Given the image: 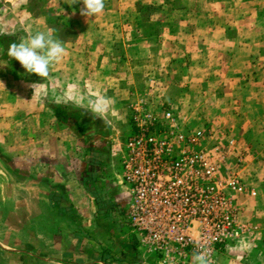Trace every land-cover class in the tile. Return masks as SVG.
Returning <instances> with one entry per match:
<instances>
[{"label":"crops","instance_id":"1","mask_svg":"<svg viewBox=\"0 0 264 264\" xmlns=\"http://www.w3.org/2000/svg\"><path fill=\"white\" fill-rule=\"evenodd\" d=\"M141 1L105 0L101 14L85 17L81 15L82 2L70 6V0H0L1 174L3 177L6 174L21 177V180H13L21 193L17 189L13 193L24 198L32 196L35 204L40 194L48 190L51 203L65 200L69 201V207L81 206L92 210L94 202L84 187L86 163L79 153L82 137L74 133L70 123L68 126L58 121L51 107L69 105L92 114L88 100L103 96L110 98V107L101 117L111 118L115 109L120 111L126 105L128 108L136 98L138 82L146 85L151 73L162 75L167 72L164 65L171 62L170 52L163 54L161 51L158 58L151 54L150 60L144 55L138 57L146 48L144 44H148L153 25L155 32L161 33L155 46L168 49L169 43L165 44L164 38L169 41L166 34L171 33V26L167 25L169 20H164L165 17L178 14V17L186 19L193 16L197 18L195 23L202 17L244 18L241 23L237 22L243 26V36L225 44L224 48L234 50L233 62L237 59L236 63L240 62L239 57H242L243 66L259 72L254 75L257 85L248 90L249 104L242 111L249 115L243 118L247 122L241 127L252 131L254 145L258 146L257 154L253 158L248 157L245 170L246 175L252 178H248L251 187L258 194V209L252 208L248 202L243 212L249 210L261 226L256 234L244 232L228 247L217 250L211 264H264V42L252 41L264 35V0H176L178 6L172 5L175 0H153L168 8L161 18L156 13H139L137 4L141 5ZM143 17L149 19L144 20ZM248 18H257V24L251 27L246 22ZM49 29L63 41L67 55L60 63L54 64L49 77L43 79L27 73L18 61L14 64V58L7 55L5 38L19 43L38 31L47 32ZM138 30L145 34L144 39L135 37ZM69 33L75 34V39L69 38ZM161 92L169 102L179 103V93L173 85L161 87ZM77 99L81 102H75ZM2 183L3 180L0 181V209L8 210L11 205L20 207L22 202L17 197L11 204L10 190H7V184ZM84 216L86 214L81 215ZM25 224L8 215L1 219L0 255L14 257L17 263L13 264H26L31 259L37 260L40 255L36 250L28 254L18 249L10 251L9 247H15L16 242L25 245L31 241L35 249H41V238L36 234V228L31 235L29 229L24 228ZM246 236H251L257 244L249 243ZM130 243L118 244L125 261L138 257L135 246ZM70 253L75 257L78 252ZM81 256L85 257V254ZM153 258L154 255L151 256L152 264H160ZM146 262L145 259L143 263L150 264ZM48 263L63 264L57 260ZM96 263L107 264L105 260ZM185 264H193V259Z\"/></svg>","mask_w":264,"mask_h":264},{"label":"rangeland","instance_id":"2","mask_svg":"<svg viewBox=\"0 0 264 264\" xmlns=\"http://www.w3.org/2000/svg\"><path fill=\"white\" fill-rule=\"evenodd\" d=\"M154 1L142 0V13L144 15L156 13L161 18V14L168 8ZM37 4L35 2V5ZM172 5L178 6V2L175 0ZM196 19L193 16L182 19L178 17V14L164 18L169 20L167 25L171 26V33L166 34L169 41L164 38V43H169L168 49L155 46L161 33L155 32V25L152 26L153 32L148 38V44L147 46L144 44L147 49L145 48L144 53L141 52L138 57L144 55L149 59L152 54L154 58H158L161 57V51L163 54L168 51L171 62L164 65L167 72L162 75L151 73L148 76L151 79L147 80L146 85L144 83L141 85V81L138 82L137 100H144L156 113L158 120L156 129L162 128L163 107L171 109L184 123L186 133L204 132L198 146L200 149L209 154L213 149H219L215 157L221 162V176L224 179L235 177L246 188L245 192L235 195V208L239 223L247 228L246 232L250 231L249 234H254L261 225L255 221L256 217L249 210L248 212L243 210L248 202L252 208L258 209V194L248 180L252 178L245 173L247 159L257 154L258 146L254 145L252 131L242 128L241 125L247 122L243 118L249 114L242 109L249 104L248 90L257 85V78L254 75L259 72L243 66L242 57H239L240 62L236 63L238 59L233 62L234 50L224 48L225 44L235 42L243 36L241 32L243 26L238 23H241L244 18L202 17L195 23ZM260 21L261 18L258 23ZM246 22L253 27L257 24V18H248ZM173 27L177 29L174 31ZM141 30H138L135 37L144 39L145 34L142 35ZM69 38L75 39V34L69 33ZM256 40L252 41L264 42V35ZM249 78L252 79L249 81ZM168 84L173 85L179 93L178 104H173L163 97L161 87ZM133 102L135 97L130 104ZM115 110L111 118L99 117L98 119L91 114L89 116L91 121L81 123L78 131L71 126L74 133L79 138L82 137L80 141L83 144L79 148V153L86 163V177L83 176L84 187L94 202L92 210L89 211L88 207L81 206L69 207V201L65 200L51 203L48 190L40 194V199H37L35 204L32 196L24 198L13 193L14 189L19 190L15 187L13 180H21V177L16 174L9 177L5 171L3 172L6 177H3L0 171V181L3 180L2 184H7L6 188L11 193V204L15 197L22 202L17 208L11 205L8 210L0 209V223L1 219L7 218L8 215L11 219L26 223L24 228H28V233L31 235L36 228V234L41 238L40 250L34 248L32 241L25 245L16 242L15 247H9L11 252L13 249H18L25 251L26 254L35 250L36 253H40L37 260L31 259L25 262L26 264H54L48 263L50 260H57L63 264L70 262L97 264L99 260H105L107 264H144L145 259L146 263L152 264V255H154L153 259L160 264L165 263L161 253L151 251L140 243L138 234L128 219L131 197L122 179L121 162L124 145L135 127L130 105L128 108L127 105L122 107L120 111ZM253 115L256 113L250 116ZM231 141L232 145L229 144ZM19 192L21 193L20 190ZM251 192L254 195H251ZM84 213L86 216L81 217L85 215ZM1 231L0 227V233ZM246 237L249 243L257 244L256 241H252L251 236ZM13 238L16 237L13 236ZM128 241L135 246L138 257L125 261L126 258L120 255L118 244ZM70 250L78 252L77 255L72 256ZM82 254H85V257H82ZM20 260H22L21 257ZM8 262L13 264L16 259L12 256L0 255V264Z\"/></svg>","mask_w":264,"mask_h":264},{"label":"built area","instance_id":"3","mask_svg":"<svg viewBox=\"0 0 264 264\" xmlns=\"http://www.w3.org/2000/svg\"><path fill=\"white\" fill-rule=\"evenodd\" d=\"M137 96L121 162L130 224L142 245L163 255V264H185L201 250L212 261L247 231L235 208V195L246 188L221 176L218 148L209 154L198 147L204 132L186 133L175 111L164 107L156 129V113Z\"/></svg>","mask_w":264,"mask_h":264},{"label":"clouds","instance_id":"4","mask_svg":"<svg viewBox=\"0 0 264 264\" xmlns=\"http://www.w3.org/2000/svg\"><path fill=\"white\" fill-rule=\"evenodd\" d=\"M82 2L81 15L94 17L101 14L105 8V0H70V6ZM54 30L47 32L38 31L26 41L10 43L7 55L14 58L26 70L27 73H34L46 79L50 75V68L60 63L67 55L63 41L54 36ZM75 102L80 103L77 99ZM91 113L97 118L101 117L110 107V98L97 97L88 100ZM193 264H211L206 251H199L193 254Z\"/></svg>","mask_w":264,"mask_h":264},{"label":"trees","instance_id":"5","mask_svg":"<svg viewBox=\"0 0 264 264\" xmlns=\"http://www.w3.org/2000/svg\"><path fill=\"white\" fill-rule=\"evenodd\" d=\"M141 7L142 6L140 4H137V10L139 11V13L142 11ZM143 19L144 20L148 19V17L147 18L143 17ZM13 40H11V38H5V42L7 41V43L3 42L5 43V47H9L10 43H12ZM15 62L16 60L14 59V64L16 65ZM51 108L55 118L58 121L64 122L67 125H69L70 123L77 131L81 123H86L91 121V118L89 117L91 115L90 113L80 109L71 108L69 107V105L59 106V107L52 106ZM84 115L87 117H85Z\"/></svg>","mask_w":264,"mask_h":264}]
</instances>
